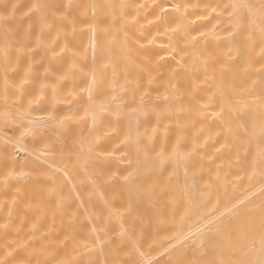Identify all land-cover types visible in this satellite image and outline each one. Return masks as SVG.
I'll use <instances>...</instances> for the list:
<instances>
[{
  "label": "bare ground",
  "instance_id": "1",
  "mask_svg": "<svg viewBox=\"0 0 264 264\" xmlns=\"http://www.w3.org/2000/svg\"><path fill=\"white\" fill-rule=\"evenodd\" d=\"M0 264H264V0H0Z\"/></svg>",
  "mask_w": 264,
  "mask_h": 264
}]
</instances>
